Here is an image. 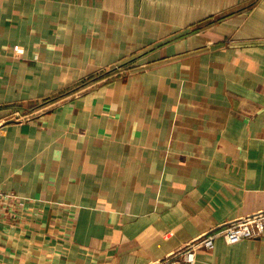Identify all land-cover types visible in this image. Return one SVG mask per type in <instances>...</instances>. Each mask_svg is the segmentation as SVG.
<instances>
[{
    "label": "crops",
    "instance_id": "1",
    "mask_svg": "<svg viewBox=\"0 0 264 264\" xmlns=\"http://www.w3.org/2000/svg\"><path fill=\"white\" fill-rule=\"evenodd\" d=\"M0 123V264H161L264 209V0H0Z\"/></svg>",
    "mask_w": 264,
    "mask_h": 264
},
{
    "label": "built area",
    "instance_id": "2",
    "mask_svg": "<svg viewBox=\"0 0 264 264\" xmlns=\"http://www.w3.org/2000/svg\"><path fill=\"white\" fill-rule=\"evenodd\" d=\"M115 69H120L117 66ZM17 119H20L17 118ZM5 126L0 123V146ZM221 237L229 245L237 244L245 239H260L264 237V209L246 215L226 224L220 229H213L204 235L191 240L181 250L170 256L161 264H196L197 251L201 248L213 249L215 240Z\"/></svg>",
    "mask_w": 264,
    "mask_h": 264
},
{
    "label": "rangeland",
    "instance_id": "3",
    "mask_svg": "<svg viewBox=\"0 0 264 264\" xmlns=\"http://www.w3.org/2000/svg\"><path fill=\"white\" fill-rule=\"evenodd\" d=\"M121 67H125V68H130V66H129V64H123V65H121V66H119V68H121ZM48 102H50V101H48ZM45 103H43L42 105H40V107L41 106H43ZM47 104V103H46ZM20 117V119L22 118V116H17V118H19ZM24 117V116H23Z\"/></svg>",
    "mask_w": 264,
    "mask_h": 264
}]
</instances>
